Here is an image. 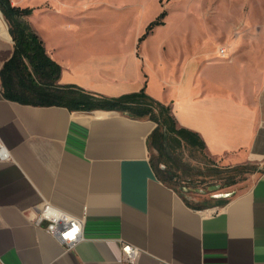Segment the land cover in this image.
Returning <instances> with one entry per match:
<instances>
[{"label":"crops","instance_id":"obj_1","mask_svg":"<svg viewBox=\"0 0 264 264\" xmlns=\"http://www.w3.org/2000/svg\"><path fill=\"white\" fill-rule=\"evenodd\" d=\"M11 1L33 9L28 20L61 64L60 83L107 96L145 87L211 157L264 164V93L255 91L264 73L227 48L205 45V34L202 44L169 45L176 33L141 40L144 28L132 25L147 0ZM0 20L1 70L15 46L1 10ZM156 125L115 109L11 100L0 76V137L11 155L0 159V264H264V170L212 201L193 199L157 175ZM47 203L82 219L73 248L37 220ZM125 243L140 248L133 263Z\"/></svg>","mask_w":264,"mask_h":264},{"label":"trees","instance_id":"obj_2","mask_svg":"<svg viewBox=\"0 0 264 264\" xmlns=\"http://www.w3.org/2000/svg\"><path fill=\"white\" fill-rule=\"evenodd\" d=\"M0 10L15 46L12 56L0 70L3 94L7 98L32 105L65 106L70 110L115 109L136 118L152 119L157 125L148 139L151 161L159 178L173 187L177 175L170 166L177 165L175 151L183 146L207 151L199 133L179 124L172 105L154 98L145 87L132 93L107 96L76 84L60 83L61 64L49 55L44 40L28 20L33 9L14 5L11 0H0ZM166 15L167 11L162 10L148 23L140 39L153 33L158 25L165 24ZM211 162L216 164L213 159ZM249 169L254 172L259 167ZM231 171L228 185L235 183L240 166L232 167ZM188 188V182L178 187L184 194Z\"/></svg>","mask_w":264,"mask_h":264},{"label":"rangeland","instance_id":"obj_3","mask_svg":"<svg viewBox=\"0 0 264 264\" xmlns=\"http://www.w3.org/2000/svg\"><path fill=\"white\" fill-rule=\"evenodd\" d=\"M147 1L146 11L138 14L132 25L135 31L144 28L145 32L148 23L156 17L145 26L144 19L155 14V10L158 16L165 9V22L170 16L167 24L158 25L153 31L159 41L167 34L176 33V37H166L169 45L178 43L177 40L181 37L190 39L192 43L202 44L200 38L205 34V45L226 47L230 53L229 58L242 60L264 73V0ZM259 81L255 78V91L261 95L264 93V74ZM174 154L177 165L170 166L177 175V180L173 181L174 186L178 188L188 182L191 198L205 197L212 201L217 195H223L232 188H242L252 166L264 170V164H260V161L246 159L229 162L224 158L215 159L207 151L189 146L177 149ZM235 166H240V172L235 176V183L228 185L231 169Z\"/></svg>","mask_w":264,"mask_h":264},{"label":"built area","instance_id":"obj_4","mask_svg":"<svg viewBox=\"0 0 264 264\" xmlns=\"http://www.w3.org/2000/svg\"><path fill=\"white\" fill-rule=\"evenodd\" d=\"M221 55L226 54V47L219 49ZM10 151L2 138L0 137V159L10 158ZM51 210L47 213V218L41 215L45 209ZM39 222H46L45 230L57 237L67 249L73 248L83 237V221L80 218L69 215L54 205L47 203L38 214ZM123 254L125 260L135 262L140 254V248L136 245L123 244Z\"/></svg>","mask_w":264,"mask_h":264},{"label":"clouds","instance_id":"obj_5","mask_svg":"<svg viewBox=\"0 0 264 264\" xmlns=\"http://www.w3.org/2000/svg\"><path fill=\"white\" fill-rule=\"evenodd\" d=\"M6 159V158H5ZM51 205H49V208L48 209H45L43 213H41L42 216H44L45 218H47V213L49 210H51ZM35 218V214H33L32 216H30L28 219L29 220H32Z\"/></svg>","mask_w":264,"mask_h":264},{"label":"bare ground","instance_id":"obj_6","mask_svg":"<svg viewBox=\"0 0 264 264\" xmlns=\"http://www.w3.org/2000/svg\"><path fill=\"white\" fill-rule=\"evenodd\" d=\"M2 25H3V24H2V22H1V20H0V27H2Z\"/></svg>","mask_w":264,"mask_h":264},{"label":"water","instance_id":"obj_7","mask_svg":"<svg viewBox=\"0 0 264 264\" xmlns=\"http://www.w3.org/2000/svg\"><path fill=\"white\" fill-rule=\"evenodd\" d=\"M186 189V188H185Z\"/></svg>","mask_w":264,"mask_h":264}]
</instances>
